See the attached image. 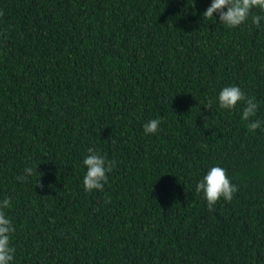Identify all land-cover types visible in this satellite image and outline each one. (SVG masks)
Masks as SVG:
<instances>
[{"label":"trees","instance_id":"1","mask_svg":"<svg viewBox=\"0 0 264 264\" xmlns=\"http://www.w3.org/2000/svg\"><path fill=\"white\" fill-rule=\"evenodd\" d=\"M0 264H264V0H0Z\"/></svg>","mask_w":264,"mask_h":264}]
</instances>
